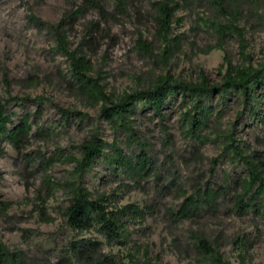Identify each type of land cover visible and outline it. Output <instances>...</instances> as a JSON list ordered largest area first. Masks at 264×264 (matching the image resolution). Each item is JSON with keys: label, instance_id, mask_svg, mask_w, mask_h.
<instances>
[{"label": "rangeland", "instance_id": "1", "mask_svg": "<svg viewBox=\"0 0 264 264\" xmlns=\"http://www.w3.org/2000/svg\"><path fill=\"white\" fill-rule=\"evenodd\" d=\"M85 1L0 0V102L10 100V129L27 115L32 127L21 149L0 138V242L21 255L19 264H59L79 239L102 243L100 255L114 257V264H216L217 257L264 264V218L253 211L239 215L232 199L243 193L237 182L250 177L241 157L264 155V89L255 86L247 104L242 92L225 86L229 63L264 66V0H171L175 15L166 39L158 35L154 0H123L119 7L118 0H99L103 11L87 7L68 24L69 49L90 62L87 75L104 87L109 106L163 80H206L213 89L208 96H168L162 116L145 101L135 103L130 126L156 166L139 180L127 177L117 158L120 150L134 160L140 146L102 115V101L79 90L72 60L57 50L51 27ZM197 107L212 110L199 138L186 120ZM94 137L104 143L103 154L80 175L83 148ZM76 187L93 201L107 197L109 211L142 212L137 220L123 217L126 245L112 246L94 230L78 233L69 225ZM209 187L228 190L218 211L175 219L188 197ZM200 239L213 254L202 251Z\"/></svg>", "mask_w": 264, "mask_h": 264}, {"label": "trees", "instance_id": "2", "mask_svg": "<svg viewBox=\"0 0 264 264\" xmlns=\"http://www.w3.org/2000/svg\"><path fill=\"white\" fill-rule=\"evenodd\" d=\"M157 11V23L159 26L158 35L166 39L171 31L175 8L171 4V0H154ZM123 5V0H118L117 7ZM87 7L100 8L99 0H86L83 5L64 18L58 25L52 26L51 30L57 39V50L72 60V72L75 83L79 90L94 98L102 101V115L109 121L121 128L128 136H131L132 141H136L140 146L141 151L134 160L128 159L120 150L117 158V165L122 167L127 177L133 180L150 177L156 170L155 162L146 152V146L140 142L135 136L133 128L130 126V115L135 111V103L137 101H145L146 104L154 110L158 115L162 116V110L166 105L168 96H174L178 92L182 95L191 96H208L213 93V89L208 86L205 80L201 84H170L168 80L161 81L153 90L138 92L134 95L125 97L120 103L109 106L111 100L106 94L104 87L87 73L91 71L90 62L84 57H78L75 52L70 51L68 42L67 26L70 23L73 25L77 18L82 15ZM34 21H36L34 19ZM37 23L43 24L37 20ZM139 46L148 51V44L142 40L138 41ZM225 86L230 90H237L243 93L246 98V103L249 104L253 95V88L260 86L264 89V66L258 69H242L233 66L229 63L225 75ZM43 98H37L35 101H41ZM17 101V98H11ZM27 99H23L25 101ZM10 100L0 102V138L8 137L11 143L21 149L22 145L29 141V135L32 127L29 124L31 116L27 115L23 118L20 125L13 129L9 128L12 123V116L7 112V105ZM197 112L194 115L187 114L186 120L189 124V130L195 138H199V133L205 127L208 115L212 110ZM66 117L72 114L69 111H64ZM84 115L79 114L78 118L82 119ZM104 143L98 137H94L83 148V158L78 162L77 171L80 175H84L91 167L95 159L103 154ZM236 155H241L239 149L234 150ZM5 155V151L0 148V157ZM245 160L248 165L250 177L248 180L237 182V186L243 191L242 194L233 196V210L239 215H247L249 211L260 215L264 218V155L263 153H255L253 161ZM236 183V182H235ZM228 190L222 187H209L201 192L197 197H188L183 203L181 209L175 213L176 220L195 219L207 210L216 212L220 208L218 200L227 193ZM91 194L81 187L74 189V197L70 207L66 211L69 225L78 233L87 231H96L102 235L107 242L112 246H124L129 240L127 235L126 224L123 217L139 219L142 218V212L126 207L109 211L111 207L108 204L109 199L105 196L100 197L99 201L90 199ZM5 205V204H3ZM102 243L97 241L79 239L70 243L69 252L63 255L59 264H114L115 258L112 256L102 257L100 250ZM199 246L206 255L214 253L211 245L204 239L199 240ZM21 255L13 253L0 242V264H19ZM216 264H229L217 257Z\"/></svg>", "mask_w": 264, "mask_h": 264}]
</instances>
